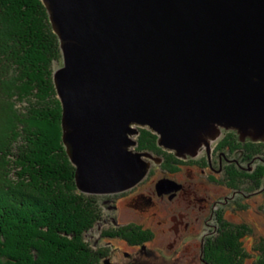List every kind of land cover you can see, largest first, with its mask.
I'll list each match as a JSON object with an SVG mask.
<instances>
[{"label": "water", "instance_id": "95a60500", "mask_svg": "<svg viewBox=\"0 0 264 264\" xmlns=\"http://www.w3.org/2000/svg\"><path fill=\"white\" fill-rule=\"evenodd\" d=\"M42 1L63 55L54 82L80 192L117 194L146 177L140 128L180 158L222 128L264 141V0Z\"/></svg>", "mask_w": 264, "mask_h": 264}, {"label": "trees", "instance_id": "16d2710c", "mask_svg": "<svg viewBox=\"0 0 264 264\" xmlns=\"http://www.w3.org/2000/svg\"><path fill=\"white\" fill-rule=\"evenodd\" d=\"M57 63L60 40L44 3L0 0V264L98 263L99 250L84 236L102 221V205L98 196L78 191L62 142ZM156 138L143 129L138 150L151 151ZM263 146L252 143L254 155L264 154ZM223 226L207 244L208 264L244 263L239 241L252 229ZM133 228L113 234L132 239L126 231Z\"/></svg>", "mask_w": 264, "mask_h": 264}, {"label": "rangeland", "instance_id": "374dc122", "mask_svg": "<svg viewBox=\"0 0 264 264\" xmlns=\"http://www.w3.org/2000/svg\"><path fill=\"white\" fill-rule=\"evenodd\" d=\"M62 65H63V55H62L61 66ZM61 66H59L58 63L54 65V74ZM54 74H53V83L55 87ZM55 91L57 94V97L55 99L59 101V105L61 108L59 129L63 136V128H62L63 106L58 96L56 87H55ZM54 104L56 105L55 102ZM62 142H63V137H62ZM214 145L215 144L213 143V146ZM198 154L199 152L197 153V155ZM182 159L187 163H191L193 162L192 160L194 159V157L192 156L189 158L184 157ZM186 174H187V168L184 169V172L180 171L179 176L175 177V179L181 180V182L186 183V181L188 180ZM156 175L158 176V173L154 172V174H152L145 181V185H142L143 189L141 188V190H143V192L146 193L147 195L151 194V191L155 193V189H152L151 186L154 184L153 182ZM202 175L203 176L200 177L197 174L199 179H205L209 176V173ZM255 177L253 178L255 182L253 183L252 187L248 189L249 191L247 192L248 193L247 196L243 198L241 196L242 200L239 202L238 207H235V205L232 202V199L236 197L232 195V193H230L229 191L222 188V186H217V185L214 186L213 184H211V186L207 184L204 185L206 189L208 188L211 189L208 190L209 191L208 193H205V191L202 189L201 193H199V197H206L209 194H211V197L213 198L211 200L212 207L209 206V208L206 209V213L204 211L205 220L207 218V221L209 223V225H206L205 231H203V228H201L200 230V227H196V229L195 227H193L195 226V220L197 218L196 216L198 215L200 210V209L198 210V206H197L199 205V203L197 205H193V202L189 203L190 206H188L187 209L190 211V213L187 214H185V211H183L182 209L179 211L176 209L171 210L173 209L172 208L173 205L168 206L169 203L164 204V206L162 205V208H149V209L146 208L144 209V211H141L140 210L141 205H138L133 201V199L130 198L129 200L127 199L119 202L120 208L117 212L114 213V215L116 218L120 220L121 224L126 226L123 229L120 228L122 230L129 228L133 225H138V227L133 226L134 227L133 229L126 231L128 234L132 235L133 237L135 238L137 237L136 239L145 238V234L147 233L146 231L149 232L148 235L153 234V239L146 246L145 249L146 251L144 250H143L144 252L134 251L122 239H112L111 242L109 243L110 240L108 239L103 240L102 238H100V236L102 235V233H104V231L113 230L111 229L113 228V225H110L103 221V219L105 220L106 215H110L108 209H106L103 206L101 207L102 218H103L102 221L96 227H94L93 230H90V232L86 236H84V241L85 243L86 242L89 243L92 249H94V251L99 250V253L96 256V259L98 261L97 264H105V262L103 263L102 259L100 258L102 255L104 256V254L105 255L108 254L112 256V259L108 260L112 264H202L200 259L202 258V253L204 251L206 255L207 244L210 242V240H211V244L214 243L213 240H215L216 236L220 233V231L214 232V229L211 227V225H214V221L210 219L213 210L215 211L218 210L219 214L220 213L223 214L221 216L224 217V220L231 224H234L235 227H238L237 225H244V224L250 226L252 230L250 232H247L245 235L242 234L243 236L240 237L239 248L241 251V256H242V252L246 254V258L242 257L243 261L241 262H244L242 264H258L259 260L264 256V254L260 253V248H264V192H258L260 189H263L264 182L263 180L260 181V179L258 180ZM248 180L251 181L250 179ZM199 186L202 187V185ZM87 195H92V194H87ZM101 195L105 196V195H115V194H100V195L93 194V196H101ZM228 201H231V204L229 206L224 207V205H227ZM229 207L232 210H230ZM224 208L226 209V211L223 210ZM200 213H203V211ZM182 214H185L186 216L185 219H183V222L180 225L178 232H176L173 228V225L176 223V221L172 223V221L169 220L168 218L170 215H172L175 217V219L177 218L176 220L179 222L180 215ZM168 222L169 225L167 224ZM186 222L189 223L188 228L184 227V224ZM129 224H133V225L128 227L127 225ZM141 231L145 233L141 234ZM115 232H122V231L116 229ZM146 238H148V236H146ZM204 238H206V247L205 246L203 247ZM126 251L132 252V255L130 257H126L124 254V252Z\"/></svg>", "mask_w": 264, "mask_h": 264}, {"label": "flooded vegetation", "instance_id": "af4514ba", "mask_svg": "<svg viewBox=\"0 0 264 264\" xmlns=\"http://www.w3.org/2000/svg\"><path fill=\"white\" fill-rule=\"evenodd\" d=\"M143 129L144 128H140V134L133 138L137 142V145L135 148H133V150L146 152L153 156V159L145 158V160L150 164V168L146 177L135 187L127 191L117 193L115 195L98 196L102 206L108 209V212H110V215H106V218L105 220L103 219V221L113 225V228H111L113 230L104 231V233H102L100 236L103 240H110L109 243L112 239H122L134 251L142 252L143 250L146 251V246L153 239V234L147 235L148 238L145 236L143 239H129L126 237L122 238V236L113 234L115 233L116 229L121 231L126 227L125 225L121 224L120 220L114 215V213L119 210V202L121 201L127 199L129 200L131 198L135 203L141 205V211H144L146 208H162V205L164 206V204L169 203L168 206L173 205V209L171 210L176 209L179 211L182 209L185 211V214L190 213V211L187 209V207L190 206L189 203L193 202V205H197L199 203L197 206L198 210H200L196 216L197 218L195 220V226L193 227H195V229L196 227H200V230L203 228V231H205L206 225H209L207 218L205 220V213L209 206L212 207L211 200L213 198L211 197V194L206 197H199V193H201L202 189L205 191V193H208V190L211 189H206L204 185L207 184L211 186V184H213L214 186H222V188L229 191L236 197L232 199V202L235 207H238L239 202L243 197L247 196V192L249 191L248 189L251 188L255 182L253 180L255 176L256 179L261 178V180L264 182V154L258 153L254 155L253 150H251L252 143L258 142L264 145V141L262 140L255 141L249 137L242 139L237 130H227L222 128L220 135L215 140L211 141L212 143H210V146L202 147L199 151L200 155L198 154L199 156L197 155L194 157L192 160L193 162L187 163L183 161L182 158L178 157L174 151L167 150L159 146L157 136L155 145L152 147L151 151L138 150ZM213 143L215 144L214 146ZM187 157L189 158L191 156ZM185 168H187L186 175L188 177L186 183L175 179V177L179 176L180 171L184 172ZM154 172L158 173V176H155L153 182L154 184L151 186L152 189H155V193L151 191V194L147 195L143 192V190H141V188L142 185H145V181L152 174H154ZM206 173H209L207 178H198V176L201 177L203 176L202 174L205 175ZM163 181L165 182V185L160 188L159 184ZM199 185H202V187ZM258 192H264V186L263 189H260ZM230 204L231 201H228L227 205H224V207L229 206ZM223 210L226 211L225 208ZM230 210L232 209L230 208ZM202 211L203 213H200ZM185 214L180 215L179 222L174 216H169L168 219L171 220L172 223L176 221V223L173 225V228L176 232H178L183 219H185ZM221 215L223 214H219L218 210H213L212 215L210 216V219L214 221V225H211V227L214 229V232L221 231L224 227L223 224L225 220ZM167 224L169 225V222ZM131 225L133 224H129L127 226L129 227ZM133 226L138 227V225ZM133 226H131V228ZM184 227L188 228L189 223L186 222ZM146 232L149 234L148 231ZM142 233L145 232L141 231V234ZM203 243V247H206V238L203 239ZM124 254L126 257H130L132 252L126 251ZM100 258L104 263L105 260H111L112 256L104 254V256L102 255ZM200 261L202 264H208L205 251L202 253V258Z\"/></svg>", "mask_w": 264, "mask_h": 264}]
</instances>
